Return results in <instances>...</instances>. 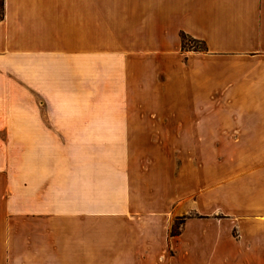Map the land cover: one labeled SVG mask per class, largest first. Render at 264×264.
<instances>
[{
    "label": "crops",
    "instance_id": "crops-1",
    "mask_svg": "<svg viewBox=\"0 0 264 264\" xmlns=\"http://www.w3.org/2000/svg\"><path fill=\"white\" fill-rule=\"evenodd\" d=\"M3 1L0 132L34 153L23 167L25 179L34 171L33 186L43 119L19 107L36 97L71 105L75 91L89 103L91 58L114 63L110 80L118 77L116 59H149L147 120L156 124L149 136L178 139L177 150L162 147L167 157L151 175L162 169L169 177L168 155L175 150L198 158L191 178L184 171L175 183L167 178L149 189L138 241L97 244L72 235L58 253L53 242L10 237V227H2L0 264H56L58 258L65 264H264V0ZM182 34L205 43L206 51H183ZM73 58L81 63L77 83ZM114 165L121 175V163ZM187 213L194 216L171 236L174 220Z\"/></svg>",
    "mask_w": 264,
    "mask_h": 264
},
{
    "label": "rangeland",
    "instance_id": "rangeland-1",
    "mask_svg": "<svg viewBox=\"0 0 264 264\" xmlns=\"http://www.w3.org/2000/svg\"><path fill=\"white\" fill-rule=\"evenodd\" d=\"M191 46L201 45L193 43ZM68 60L72 64L69 67L74 71V81L80 82L77 79L80 60L79 63L77 58ZM115 61L118 77L110 80L113 74L108 72L114 63L91 58L89 103L82 99L81 91H75L71 105H51L52 100L36 97L19 107L20 113L41 115L43 119L40 146L33 148L36 153L35 186L33 170H29L31 177H23V167L33 162L34 153L31 150L30 154H25L24 148L12 141L15 139H9L8 143L5 132H0V231L2 227H10V237L20 236L44 244L53 242L50 248L54 247L58 253L73 236L76 242L89 240L97 244L117 239L129 242L132 236L138 241L145 231L142 227L148 216L145 199L149 197V189L167 178L175 183L184 171L187 179L192 177V163L198 155L176 151L178 139L149 136L153 125L156 126L147 120L149 59ZM125 65L133 66L132 71ZM125 114L141 120L98 121ZM59 119L71 121H57ZM104 128L111 131H103ZM114 146L119 147L120 153H114ZM164 146L176 149L168 155L171 158L169 177L165 176L167 170L162 169L151 175L150 170L159 166L158 160L162 163V157H167L161 153ZM25 156L31 159L27 162ZM201 156L208 158L209 155ZM115 161L121 163V175L118 167L115 168ZM183 161H187L185 170L179 167ZM83 172L89 178L82 180ZM115 183L119 187H115ZM115 192L121 195V200H114ZM34 194L39 196V201ZM82 194L86 195V200ZM191 215L193 213H187L176 219ZM176 219L171 236L172 231L179 233L185 222ZM73 231L78 234H72ZM55 262L65 264L66 260L58 258Z\"/></svg>",
    "mask_w": 264,
    "mask_h": 264
},
{
    "label": "trees",
    "instance_id": "trees-1",
    "mask_svg": "<svg viewBox=\"0 0 264 264\" xmlns=\"http://www.w3.org/2000/svg\"><path fill=\"white\" fill-rule=\"evenodd\" d=\"M4 18V1L3 0H0V21H2ZM193 43H197V44H200L201 46L199 47H195V46H191V44ZM182 49L183 51H194V52H203V51H206V46H205V43L201 42V41H198V40H195L185 34H182ZM186 218L184 217L183 219H176V221H180V220H185ZM172 236H176L178 234H180V232H173L172 231Z\"/></svg>",
    "mask_w": 264,
    "mask_h": 264
}]
</instances>
